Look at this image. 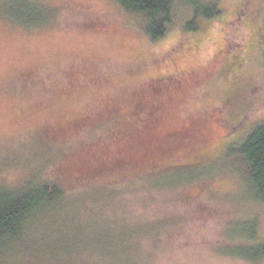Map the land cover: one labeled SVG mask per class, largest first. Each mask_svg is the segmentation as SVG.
<instances>
[{
	"label": "rangeland",
	"instance_id": "374dc122",
	"mask_svg": "<svg viewBox=\"0 0 264 264\" xmlns=\"http://www.w3.org/2000/svg\"><path fill=\"white\" fill-rule=\"evenodd\" d=\"M34 1L47 10L22 9L31 29L0 16V193L55 183L63 194L2 242L0 264H40L58 248L63 264L72 253L87 264H264L232 252L227 231L242 219L264 239V204L242 200L222 158L264 122V0H200L221 13L194 34L177 5L157 40L115 0ZM157 117L182 137L155 168L100 167L106 145ZM208 180L222 191L203 194Z\"/></svg>",
	"mask_w": 264,
	"mask_h": 264
},
{
	"label": "trees",
	"instance_id": "16d2710c",
	"mask_svg": "<svg viewBox=\"0 0 264 264\" xmlns=\"http://www.w3.org/2000/svg\"><path fill=\"white\" fill-rule=\"evenodd\" d=\"M115 1L123 11L139 17L134 23V27L137 26L138 30L150 40L164 37L172 24L174 9L177 5H184L190 10L191 19L184 22V29L193 34L199 29L202 20H213L218 18L221 13L216 2L204 4L200 0ZM15 2L18 3L14 6H20L16 9L19 14L16 17L13 16L15 15L13 10ZM29 5L34 10L38 9L39 14L41 9L47 10L44 5L34 0H0V16L7 18L9 21L17 22V25L20 24L21 28L31 29L35 27L33 26L34 23L29 17L26 18L22 12V9H25V7L28 9ZM3 11L9 12V15L3 14ZM235 56H238V54ZM241 78L244 80L243 77ZM158 111L160 110L152 108L150 111L151 118L155 117ZM161 122L162 118L157 117L155 121H151V124L149 122L144 123L148 125L143 127V133L138 134L136 129L137 134L131 136L132 138L117 136L118 141L123 138L126 139L122 143L115 145L114 149L106 145L103 149L106 156L98 161L100 167L109 168L108 171H111V167H113L115 168L114 171L121 172L134 167H144L145 173L151 171L155 168V163L162 156L170 153L169 151L174 148L175 144L179 142L178 139L182 137L179 127L176 125L167 127L164 123L161 125ZM225 149L226 151H224L222 158L227 166L224 167V170L228 179H232L230 173L233 172L241 177L239 182L246 192V194L242 195V200L247 199L255 205L264 204V122L255 126L242 141L234 145H227ZM204 183L203 194L222 191L220 189L221 183L217 186H214L216 182L214 183L212 180ZM23 188L20 192L9 191L0 193V245L7 239L19 238L22 234L24 223L30 218H34L32 216L35 213H39L38 211H40L42 205L57 202L63 194L62 188L55 183H43L37 188L26 185ZM242 220L245 223L238 222L236 226L227 231L229 236L233 237L238 243L231 248L232 252L247 262L257 263L264 259V239L256 241L258 239L257 224L252 218ZM79 247L77 257H82L81 255L87 253L86 249L88 248ZM61 254L62 252L59 248L54 249L51 254H45L44 258L40 254V264H63ZM75 257V253H72L66 262L70 264L86 263L82 260L78 261V263L74 262Z\"/></svg>",
	"mask_w": 264,
	"mask_h": 264
}]
</instances>
